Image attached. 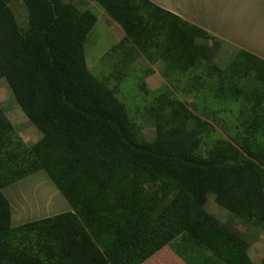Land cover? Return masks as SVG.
Segmentation results:
<instances>
[{
    "label": "trees",
    "instance_id": "obj_1",
    "mask_svg": "<svg viewBox=\"0 0 264 264\" xmlns=\"http://www.w3.org/2000/svg\"><path fill=\"white\" fill-rule=\"evenodd\" d=\"M22 1L24 35L0 0V78L41 136L27 146L0 107V264H141L171 243L187 264H253L237 230L206 204L211 194L264 228V60L234 48L221 68L212 59L224 41L205 29L150 0H93L124 31L108 52L117 63L161 60L169 83L198 71L192 78L210 84L215 100L242 103L241 125L232 134L221 125L233 142L212 137L211 124L174 99L146 141L88 70L83 42L94 17L72 2ZM248 76L255 84L239 86ZM40 169L72 211L13 226L2 188Z\"/></svg>",
    "mask_w": 264,
    "mask_h": 264
},
{
    "label": "rangeland",
    "instance_id": "obj_2",
    "mask_svg": "<svg viewBox=\"0 0 264 264\" xmlns=\"http://www.w3.org/2000/svg\"><path fill=\"white\" fill-rule=\"evenodd\" d=\"M63 1L72 2L80 13L88 12L94 17V23L83 42L88 70L95 78L102 80L108 88H111L116 97L125 104L128 117L134 124L135 131L140 138L146 141L155 139L157 125L167 115L168 100L174 99L184 104L199 118L210 123L214 128V131L210 130L212 137L218 134L233 142L230 135L222 130L221 125L229 126L232 129L230 134L233 133L235 126L241 125L242 118L239 112L242 103L240 101L230 98L224 102L215 100L214 93H210V84L203 86L201 83L200 86L192 78L194 74L199 73L198 71L169 75V83L161 74L163 65L161 60L150 63L139 54L130 62L117 63L119 57L110 55L108 52L124 37L123 29L93 0ZM8 7L13 14L19 32L22 35L26 34L29 29V22L24 2L22 0H8ZM262 20L264 23V18ZM196 41L201 44H209V41L201 38H196ZM234 54V48L222 44L212 61L224 68ZM115 63L118 64L117 67H114ZM255 82L254 77L248 76L241 78L238 85L251 87ZM0 107L27 146H31L39 139L41 133L21 111L4 78H0ZM222 108L224 111H219ZM45 182L48 183L45 184ZM52 184L53 182L46 172L40 169L2 188L4 195L8 196L15 195L18 189L24 190L17 192V195L21 197L16 202L12 200V209L15 211L14 218L18 219L15 220L16 226L50 217L37 214V206L39 209L45 207L44 201L46 199L32 196L37 193L32 190H35L34 188L38 185L51 187ZM47 186L43 188H50ZM149 187L146 188V193H148ZM31 196L34 201H32ZM166 203L167 201H163L158 205L155 212L162 211ZM31 209L32 211H30ZM206 209L221 222L228 223L237 230L241 239L247 244V255L251 262L260 264L264 259V228L253 225L241 216L229 213L215 202L211 194L208 195ZM24 210L29 211V213L26 214ZM22 211L25 213L23 214ZM172 244L166 245L172 247Z\"/></svg>",
    "mask_w": 264,
    "mask_h": 264
},
{
    "label": "crops",
    "instance_id": "obj_3",
    "mask_svg": "<svg viewBox=\"0 0 264 264\" xmlns=\"http://www.w3.org/2000/svg\"><path fill=\"white\" fill-rule=\"evenodd\" d=\"M161 8L195 24L232 48L246 50L264 60V0H150ZM262 20V21H261ZM263 27H262V25ZM48 182H45L47 184ZM54 185V184H52ZM38 185L32 196L46 199L45 207L37 206V214L53 216L72 211L71 206L56 186ZM5 195L11 206V224L16 226L12 200L19 195ZM31 196V197H32ZM34 201V198H31ZM42 199V200H43ZM35 203V202H33ZM39 205V202L37 203ZM25 211V210H24ZM22 211L24 214L29 211ZM32 211V209L30 210ZM17 217V216H16ZM141 264H187L172 247L164 245Z\"/></svg>",
    "mask_w": 264,
    "mask_h": 264
}]
</instances>
